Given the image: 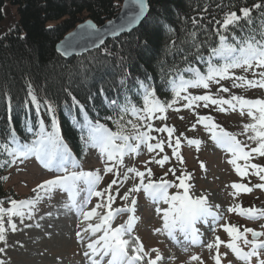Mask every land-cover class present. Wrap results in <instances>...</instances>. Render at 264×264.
<instances>
[{"label": "snow or ice", "instance_id": "6c2138e0", "mask_svg": "<svg viewBox=\"0 0 264 264\" xmlns=\"http://www.w3.org/2000/svg\"><path fill=\"white\" fill-rule=\"evenodd\" d=\"M123 8L127 11L119 24L108 21L107 27H98L92 20H86L79 24L76 30L68 33L57 46V51L63 56H68L77 49L81 51L97 49L110 54L105 47V36L119 37L121 33L131 30L144 17L148 3L147 0H125ZM254 9H264V0H257L251 7H240L239 14L235 10L226 11L222 19L215 20L212 34L217 40L207 49V56L204 52H197L194 57L196 61H203L204 68L196 67L193 61L185 56L184 62L188 66L175 69L168 80L171 99L161 100L156 90L146 81L137 80L138 103H133L128 98H125L123 103L117 100L109 101L114 110L118 109V118L114 121L115 130L109 127L106 121L102 123L98 118L94 122L85 119L83 124L78 123L81 130L87 132L86 147L98 151L104 165L103 172L113 175V179L105 188L97 190V185L103 179L99 169L77 170L80 168L79 162L64 143L55 118V109L47 101L44 103L51 120L50 131L46 129L43 119L38 118V127L28 128L29 132H34V138L30 141L19 139L14 129L10 130L6 137L0 138V154L6 156V159L0 160V168L5 166L10 168L34 158L44 169L56 173L32 189L34 196L20 200L0 199V241L6 240L5 233L8 229L17 231L14 218H19L20 223H24L25 218L34 219L35 213L39 210L37 205L45 199L51 200L54 193L61 192L67 194L62 208L66 212H74L80 218V224L85 225L81 228L80 224H77L79 230L75 232V237L79 242L87 240L83 256L88 264H104L105 260L107 264H162L164 257L160 250L155 247L146 250L140 237L134 234V228L139 220L136 215L138 206L136 194L143 191L156 205L155 212L162 222L161 227L154 229L155 233L166 235L178 245H200L204 232L198 225H203L214 234V239L205 245L210 252L214 250L210 257L214 264H222L223 258L227 256L226 252H220L221 246L230 250L243 264H253L254 258L256 264H264V231L250 227H244L241 231L236 224L228 222L220 224L219 221L222 219L220 206L211 204L205 193L199 196L192 194L194 186L190 181L193 174L183 167H180L179 174L176 167L168 168L159 179H153V171L148 167L149 163L164 167L170 160L168 154L160 155L164 153L165 145L171 149V158H175L180 166L184 164L181 155L183 142L195 146L199 151L203 143L200 139L188 138L183 132L175 135L177 130L174 126L163 124L161 127H154L152 123L154 120H167L169 110L179 112L183 108L196 116L190 130L202 125L215 146L229 154L227 162L232 165L239 177L242 179L253 175L258 177L260 183L252 187H249L248 183L233 182L231 184L234 190L231 193L233 197L239 196L242 192H251L253 188L264 190V165L252 162L257 157L264 158V98L250 99L233 94L221 83L231 81L232 88L264 89V23L260 25L258 33L252 30L243 36L234 34V29L241 27V21L252 24ZM191 24L194 30L187 33L186 41H192L191 48L200 49L204 47V42H198L197 29L203 25L196 17L191 19ZM59 27L61 25H47V29L52 31ZM168 47L176 48L177 42L173 41ZM238 69L242 74H236L235 70ZM243 73H251L252 78ZM128 75L125 72L122 76L121 88L126 86ZM212 85H218L215 94L210 91ZM28 87L30 102L36 105L39 113L40 103L32 91V86L29 84ZM190 89L205 91L203 94H193ZM103 91L101 89V92ZM220 93L229 95L225 98ZM72 101L73 105L83 109V105H80L74 96ZM181 101L184 103L181 104ZM213 106L215 111L220 113L239 112L242 117L246 115L249 122L243 124L241 133L230 132L218 124L212 115H201L197 111L201 107L210 109ZM7 107L10 113V98ZM179 118L184 119L183 116ZM107 119L111 120L113 117L109 116ZM153 132L167 133V140L158 139L152 135ZM240 135L245 136L246 140L238 139ZM142 146L146 147L149 153L155 152L156 155L144 161L143 171L135 166H126L125 157L139 155ZM200 168L202 171L206 170L203 161H200ZM129 174H132L131 178L134 180L138 178V182H134L123 195H119L124 182L130 179ZM169 174L174 177L173 180L167 179ZM7 179V176L0 177V180ZM114 185L117 187L113 191ZM170 188H175L176 191L170 193ZM92 197L101 199L95 206L85 210ZM117 198L123 201V204L113 207ZM5 203L7 207L4 206ZM161 204L166 207H161ZM98 209L103 211L100 212ZM227 210L252 220L264 218V208L255 205L245 208L240 204H234ZM124 213L128 214L127 219L113 226L115 218ZM94 218L96 222H92ZM25 227L32 225L26 224ZM36 227L40 225L36 224ZM217 227L222 228L227 234V240L215 235ZM261 228H264V225H261ZM249 233L251 239L248 238ZM241 241L245 247L241 246ZM5 247H0V253L5 252ZM184 250L187 251V248ZM189 260L200 261V264H203L197 254L190 256ZM0 264H5L4 260L0 259Z\"/></svg>", "mask_w": 264, "mask_h": 264}, {"label": "trees", "instance_id": "16d2710c", "mask_svg": "<svg viewBox=\"0 0 264 264\" xmlns=\"http://www.w3.org/2000/svg\"><path fill=\"white\" fill-rule=\"evenodd\" d=\"M122 1L0 0V23L7 6H15L17 14L13 27L0 36V138L14 129L19 139L30 141L34 132H29L28 128L36 129L38 118L43 119L50 131L51 120L44 103L47 101L55 109L62 138L77 155H81L78 138L81 128L78 123L98 118L112 128L113 121L118 118V109L114 110L109 101L123 103L128 98L138 103L137 80L146 81L161 100L171 99L168 80L175 69L188 66L184 62L185 56L196 67L204 68L203 61H196L194 57L197 52H204L207 56V49L217 40L212 34L215 20L222 19L226 11L235 10L239 14L240 7H251L257 2L147 0L150 10L141 25L128 34L105 42L110 54L96 49L64 59L56 52V44L76 25L86 19L102 25L117 15ZM262 13L264 9H254L252 24L241 21V27L235 28L234 34L243 36L252 30L258 33L264 23ZM193 17L203 25L197 29L198 42H204L200 49L191 48L192 41H186L187 33L194 30L191 24ZM49 24L61 27L52 31L47 29ZM173 41L177 42V47H168ZM125 72L129 74L127 84L121 88L120 81ZM29 84L40 103L39 113L36 105L30 102ZM73 96L83 105L82 110L73 105ZM8 98L11 99L10 113ZM109 116L113 119L108 120ZM4 159L6 156L0 154V160ZM7 170V166L0 168V177ZM11 196L12 192L4 188V180H0V199L6 200Z\"/></svg>", "mask_w": 264, "mask_h": 264}, {"label": "rangeland", "instance_id": "374dc122", "mask_svg": "<svg viewBox=\"0 0 264 264\" xmlns=\"http://www.w3.org/2000/svg\"><path fill=\"white\" fill-rule=\"evenodd\" d=\"M16 7L10 6L5 8V17L0 23V36L8 32L14 25L16 21ZM237 75L242 74L241 70H235ZM252 78L251 73H243ZM225 87L230 89V92L236 95H243L246 98H264V89H247V88H232L231 81L221 82ZM218 85H212L210 91L216 93ZM193 94H202L205 90L190 89ZM225 98L228 97V93H220ZM184 103L183 101L180 102ZM179 107V105H177ZM197 111L203 114L212 115L216 122L224 127L226 130L234 133H241L243 131V124L249 122V118L241 116L239 112H228L220 113L215 111L214 106L210 109H205L203 107L197 109ZM183 116L184 119L181 120L179 117ZM167 120L158 121L154 120L152 123L155 127H161L163 124L168 126H174L176 132H183L188 138L200 139L203 143L200 146L199 151L196 150L195 146H189L184 142L181 147V155L184 158L183 166H180L175 158H171V149L165 145L164 153L160 155L168 154L170 160L166 162L164 167H160L155 163H149L148 167L153 171V179H159L168 168L176 167L179 173L180 167H183L187 171L193 174V179L190 183L193 184L192 194L194 196H199L201 193H205L208 196V200L213 205L220 206V213L222 214V219L219 221L220 224L225 222L233 224H244L247 227L253 228L257 231H264L260 224L249 223L246 217L239 216L235 212H228V207L234 204H240L244 206L250 200H254L257 206L264 208V190L253 188L248 194H239L235 198L231 193L233 189L231 184L233 182H246L249 187L252 185L260 183L258 177L250 176L241 178L234 171L232 165H230L227 160L229 154L224 150L215 146V144L209 139V134L206 132L202 125H197L196 129L190 130L191 124L195 123L196 116L188 109H183L179 112H174L169 110L167 113ZM152 135L158 136L161 139L167 140V133H157L153 132ZM87 132L82 137V141L85 146V154L81 163L79 162L80 168L77 170H100V175L103 176L102 181L97 185V190L105 188L108 183L113 179L112 174H105L103 172V162L100 159L99 153L96 149L86 147L85 138ZM238 139L244 141L246 137L243 135L238 136ZM255 146V145H252ZM159 150H157L158 152ZM156 153H149L146 147L142 146L139 155H129L125 157L126 166H135L139 170H144V161L150 160L151 157L155 156ZM159 158V157H157ZM200 161H203L206 166V170L202 171L200 168ZM253 163H258L264 165V158H255ZM243 163V161H240ZM19 169V170H17ZM124 169H121L123 172ZM56 173L44 169L34 158H30L23 164L14 165L10 172L8 173V179L5 182L6 189H12L20 198L26 199L34 196L35 193L31 189L34 188L42 180L50 178ZM124 182L121 187L119 195H123V192L127 188L131 187L134 182H138V178L135 180L131 178ZM171 174L167 179L172 180ZM250 181V182H249ZM117 186H113V191ZM171 193V188L169 189ZM137 195L138 206L136 215L139 220L135 226V234L139 235L140 239L146 244V250L153 247L158 248L162 253L164 260L162 264H200V261H190L189 257L193 254H197L201 257L203 264H214V261L210 258L214 253V250L210 252L205 245L214 239V234L208 231L203 225H199L201 231L204 232L202 237V243L200 245H178L170 240L166 235L155 233L154 229L161 227V220L155 212L156 205L148 199L143 191L139 192ZM247 195V196H246ZM82 198V197H81ZM67 194L56 192L53 194L51 200L45 199L40 204L37 205L38 211L35 213L34 219L25 218L24 223H20L19 218H14V222L17 224V231L13 232L8 229L5 233L6 240L0 241V247H5V252L0 253V259L4 260L5 264H82L81 257L73 259L75 245L84 249V242H73V232L78 231L77 224H80V218L72 212H66L62 208V204L66 201ZM101 198L92 197L91 201L87 205L85 210L90 209L95 206V204ZM123 204L119 198L113 204V207H119ZM161 207H166V205L161 204ZM102 212L103 209H98ZM51 213V215H46V213ZM123 216L119 218L117 216V221L123 223L127 219L128 214H122ZM43 216V219L40 217ZM92 222H96L95 218ZM26 224L32 225V227H25ZM39 224L40 227H36ZM118 223L113 224L114 226ZM85 225L80 224V227ZM73 227V228H72ZM215 235L221 237V239L227 240L228 236L223 231L222 228L217 227ZM187 248V251L184 248ZM202 247V250H201ZM84 251V250H83ZM220 252L227 253V256L223 258L224 262H231V264H242L238 262V259L224 246H221ZM154 256V253L152 254ZM175 257V259H171ZM66 262V263H65Z\"/></svg>", "mask_w": 264, "mask_h": 264}, {"label": "water", "instance_id": "95a60500", "mask_svg": "<svg viewBox=\"0 0 264 264\" xmlns=\"http://www.w3.org/2000/svg\"><path fill=\"white\" fill-rule=\"evenodd\" d=\"M124 2H125V0H123V4H122V8H121V11L118 13V15L116 16V18H114V19H110V20H108V21H112V23L113 24H119L120 22H121V20H122V18L124 17V15H125V12L127 11L126 9H124L123 8V6H124ZM148 3V2H147ZM149 5H148V10H147V12L145 13V15H144V17H142L141 18V21L138 23V24H136L131 30H129V31H126V32H123V33H121L119 36H121V35H123V34H127V33H130V32H132V31H134L135 29H137L140 25H141V23L144 21V19L147 17V15H148V13H149ZM87 20H91V19H87ZM86 21V20H85ZM108 21H106L104 24H102L101 26H104V27H107L108 26ZM84 22V21H83ZM82 22V23H83ZM81 24V23H80ZM79 25V24H78ZM77 25V26H78ZM97 25V24H96ZM77 26L72 30V31H70V32H73L74 30H76L77 29ZM99 27V26H98ZM69 32V33H70ZM68 35V33L63 37V39L66 37ZM114 38H117V37H113V36H105V42L107 41V40H109V39H114ZM62 39V40H63ZM61 40V41H62ZM61 41H59L57 44H56V47H55V49H56V52L57 53H59L58 51H57V46L58 45H60V42ZM92 50H95V49H89V50H87V51H81L80 49H77L75 52H72L70 55H68V56H63V55H61L60 53V55L63 57V58H65V59H68V58H70V57H72V56H81V55H83V54H85V53H87V52H89V51H92Z\"/></svg>", "mask_w": 264, "mask_h": 264}, {"label": "bare ground", "instance_id": "6f19581e", "mask_svg": "<svg viewBox=\"0 0 264 264\" xmlns=\"http://www.w3.org/2000/svg\"><path fill=\"white\" fill-rule=\"evenodd\" d=\"M147 2H148V1H147ZM122 4H123V1H122ZM122 4H121V8H122ZM148 5H149V3H148ZM121 8H120L119 12L121 11ZM149 8H150V7H149ZM149 10H150V9H149ZM119 12H118V13H119ZM118 13H117V15H118ZM117 15H116V16H117ZM116 16L113 17V18H111V19L116 18ZM86 20H87V19H86ZM109 20H110V19H109ZM84 21H85V20H84ZM107 21H108V20H107ZM81 23H82V22H81ZM104 23H105V22H104ZM104 23H103V24H104ZM79 24H80V23H79ZM76 26H77V25H76ZM76 26H75V27H76ZM97 26H101V25H97ZM75 27H74V28H75ZM74 28H73V29H74ZM73 29H72V30H73ZM72 30H71V31H72ZM69 32H70V31H69ZM69 32H68V33H69ZM127 34H128V33H127ZM65 35H66V34H65ZM65 35H64V36H65ZM123 35H124V34H123ZM64 36H63V37H64ZM121 36H122V35H121ZM119 37H120V36H119ZM62 39H63V38H62ZM62 39H61V40H62ZM61 40H60V41H61ZM55 47H56V46H55ZM55 50H56V49H55ZM58 54H59V53H58ZM59 55H60V54H59ZM60 56H61V55H60ZM61 57H62V56H61ZM72 57H76V56H72ZM62 58H63V57H62ZM70 58H71V57H70ZM64 59H65V58H64ZM68 59H69V58H68Z\"/></svg>", "mask_w": 264, "mask_h": 264}]
</instances>
